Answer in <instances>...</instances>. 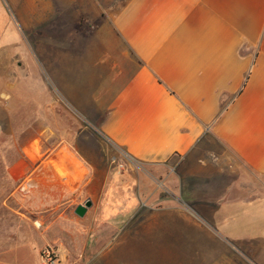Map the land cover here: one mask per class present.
<instances>
[{
	"label": "crops",
	"instance_id": "1",
	"mask_svg": "<svg viewBox=\"0 0 264 264\" xmlns=\"http://www.w3.org/2000/svg\"><path fill=\"white\" fill-rule=\"evenodd\" d=\"M20 15L53 63L56 94L44 90L91 131L44 126L24 149L29 211L66 218L60 209L90 201L72 224L122 221L106 179L113 147L141 164L178 159L201 206L264 213V0H28ZM213 176L227 179L204 189Z\"/></svg>",
	"mask_w": 264,
	"mask_h": 264
},
{
	"label": "rangeland",
	"instance_id": "2",
	"mask_svg": "<svg viewBox=\"0 0 264 264\" xmlns=\"http://www.w3.org/2000/svg\"><path fill=\"white\" fill-rule=\"evenodd\" d=\"M26 1L0 0V264H264L263 209L254 207L248 221V209L215 198L201 206L199 191L178 176V159L141 164L108 148L106 179L115 205L122 198L116 223H99L98 213L79 227L71 223L73 207L59 210L66 218L26 208L17 178L24 149L44 126L68 139L91 135L44 90L56 94L53 63L39 49L38 32L23 22ZM221 180L213 176L203 187ZM130 197L138 198L132 208Z\"/></svg>",
	"mask_w": 264,
	"mask_h": 264
},
{
	"label": "water",
	"instance_id": "3",
	"mask_svg": "<svg viewBox=\"0 0 264 264\" xmlns=\"http://www.w3.org/2000/svg\"><path fill=\"white\" fill-rule=\"evenodd\" d=\"M91 206L90 201H86L83 205H79L76 209H75V213L76 215H78L79 217H83L84 214L87 211V208H89Z\"/></svg>",
	"mask_w": 264,
	"mask_h": 264
}]
</instances>
